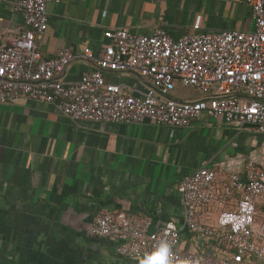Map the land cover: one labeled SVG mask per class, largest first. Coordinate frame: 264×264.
Masks as SVG:
<instances>
[{
  "label": "crops",
  "instance_id": "1",
  "mask_svg": "<svg viewBox=\"0 0 264 264\" xmlns=\"http://www.w3.org/2000/svg\"><path fill=\"white\" fill-rule=\"evenodd\" d=\"M15 0H0V43L25 32ZM49 27L39 37L44 58L64 49L93 59L75 60L58 78L78 82L104 55L106 33L125 29L151 36L162 28L173 39L202 32L255 29L243 0H62L49 4ZM109 83L129 95L146 92L149 82L133 73H107ZM204 95L176 84L172 98L195 101ZM264 171V135L250 125L212 119L206 114L182 128L75 121L56 105L21 98L0 103V264H143L128 260L116 243L94 236L101 213H128L150 220L151 231L185 224L180 185L203 165L246 182V165ZM264 224V201L256 206ZM217 209L206 208L199 222L215 226ZM182 249H212L183 230ZM211 252V253H210ZM208 256V254H212Z\"/></svg>",
  "mask_w": 264,
  "mask_h": 264
},
{
  "label": "built area",
  "instance_id": "2",
  "mask_svg": "<svg viewBox=\"0 0 264 264\" xmlns=\"http://www.w3.org/2000/svg\"><path fill=\"white\" fill-rule=\"evenodd\" d=\"M61 2L14 1L25 32L0 43L1 104L26 98L56 105L75 121L127 126L151 122L171 129L186 127L206 114L227 124L250 125L264 135V0H243L252 9L255 29L250 32H202L200 20L195 34L179 39L162 28L151 36L109 31L104 55L94 60L95 70L75 83H64L58 76L75 60L93 59L92 51L76 56L64 49L48 60L38 42L49 27L48 5ZM107 73H133L149 87L144 94L129 95L107 82ZM177 83L196 88L204 97L175 100ZM246 171V182L228 174L219 184V170L207 165L185 177L180 185L183 228L169 223L152 232L150 220L101 213L92 234L116 243L118 253L128 260L144 262L167 244L169 264H248L252 259L264 264V224H256L257 203L264 201V171L253 162L247 163ZM211 207L218 211L215 226L198 220V214ZM184 229L198 236L200 246L214 242L212 261L198 250L182 249Z\"/></svg>",
  "mask_w": 264,
  "mask_h": 264
},
{
  "label": "clouds",
  "instance_id": "3",
  "mask_svg": "<svg viewBox=\"0 0 264 264\" xmlns=\"http://www.w3.org/2000/svg\"><path fill=\"white\" fill-rule=\"evenodd\" d=\"M240 221L239 224H242ZM239 224L237 226H239ZM169 246L162 244L157 251L151 254L148 259L144 260L143 264H169ZM187 264V262H184Z\"/></svg>",
  "mask_w": 264,
  "mask_h": 264
},
{
  "label": "trees",
  "instance_id": "4",
  "mask_svg": "<svg viewBox=\"0 0 264 264\" xmlns=\"http://www.w3.org/2000/svg\"><path fill=\"white\" fill-rule=\"evenodd\" d=\"M212 249V251H213V253L215 252V245H214V242L213 241H209L207 244H206V246H205V249ZM185 252H189V251H185ZM211 253V252H210ZM213 253L212 254H208V256L210 255V256H212L213 255ZM209 256V257H210ZM248 264H258V263H256L253 259H252V261L251 262H249Z\"/></svg>",
  "mask_w": 264,
  "mask_h": 264
}]
</instances>
